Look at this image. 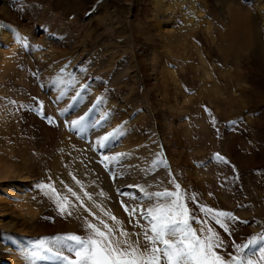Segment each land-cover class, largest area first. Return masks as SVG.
I'll list each match as a JSON object with an SVG mask.
<instances>
[{
  "label": "rangeland",
  "instance_id": "374dc122",
  "mask_svg": "<svg viewBox=\"0 0 264 264\" xmlns=\"http://www.w3.org/2000/svg\"><path fill=\"white\" fill-rule=\"evenodd\" d=\"M225 2L230 10L219 0H0V28L5 26L7 31L4 41L0 39L9 46L0 47V168H15L17 173L9 176H21L0 179V264H23L18 252L25 255L37 238L75 234L87 239L92 234L87 213L77 204L86 189L79 195L72 185L77 180L68 173L69 180L63 171L67 162L60 138L67 122L62 116L76 95L66 98L73 82L78 91L87 86L90 90L85 93L98 96L101 106L111 108L106 110L105 123L113 119L114 138L124 140L123 129L133 126L129 135L140 136L139 143L128 153L134 156L144 145L151 149L146 159L139 156L138 163L159 157L169 163L163 167L167 175L138 182L146 193L138 204L147 209L144 203L149 199L167 204L173 198L155 194L179 192L191 228L201 236L211 228L222 241L216 252L225 260L229 254L240 255L233 244L243 246L264 236V73L260 58L249 51L264 53V0ZM26 34L24 42L33 46L27 56L18 45ZM243 40L248 49L242 48L246 47ZM37 70L49 92L41 91ZM65 70L73 82L67 77V85H61L58 78ZM49 94L59 102H52ZM134 105L143 112L123 124ZM35 110L50 122L37 118ZM83 113L74 112L72 121ZM89 125L82 122L77 127L87 131ZM145 128L158 133L155 144L142 133ZM87 137L103 148L106 158L102 170L109 187L104 181L101 195L120 198L114 195V189L122 185L115 179L113 164H118V158L125 160L124 152H107L109 139L101 143L104 136ZM227 137L228 149L223 145ZM85 152L97 157L89 147ZM132 155L127 158H138ZM144 166L141 163V174L147 168L150 172ZM61 177L65 182L59 185ZM31 183L49 187L35 190ZM25 184L27 192L18 193L25 191ZM219 212L231 214V218H220L227 231L215 222ZM73 213L84 232L71 228ZM97 215L107 218V213ZM117 218L106 221L115 227V237L124 240L119 230H127L129 240L137 241L132 220ZM138 232L142 234L139 228ZM261 249L264 240L245 248L243 255L253 264H264Z\"/></svg>",
  "mask_w": 264,
  "mask_h": 264
},
{
  "label": "snow or ice",
  "instance_id": "6c2138e0",
  "mask_svg": "<svg viewBox=\"0 0 264 264\" xmlns=\"http://www.w3.org/2000/svg\"><path fill=\"white\" fill-rule=\"evenodd\" d=\"M85 117L71 122L73 127L79 126ZM116 132L108 133L101 138V143L107 141ZM49 187V186H42ZM179 185L176 188L179 189ZM54 192L55 190L52 189ZM158 198H173L167 204H157L146 209L150 219V226L144 231V247H140L139 240L130 241L128 233L120 231L119 235L124 240L115 237V231L108 224L101 221L103 230L89 223L87 227L92 234L87 238H81L75 234H65L56 237H42L33 241L29 250V264H35L37 259L55 253L58 257L61 252H68L72 257L63 256L64 264H253V261L243 255V250L264 240V236L254 237L246 245L233 244L240 253L230 255L228 260L216 252L221 247L222 241L211 229L201 236L192 229L187 219V209L182 203L179 192L156 193ZM61 207V213L64 212ZM125 210L128 211L127 207ZM140 211L132 209L130 215ZM207 211L211 212V209ZM221 217L231 218L230 213L219 212L214 216L215 222L227 231ZM116 220L115 217H110ZM261 258H264V249H261Z\"/></svg>",
  "mask_w": 264,
  "mask_h": 264
},
{
  "label": "bare ground",
  "instance_id": "6f19581e",
  "mask_svg": "<svg viewBox=\"0 0 264 264\" xmlns=\"http://www.w3.org/2000/svg\"><path fill=\"white\" fill-rule=\"evenodd\" d=\"M219 2H221V4H223L224 7H226L228 10H230L231 8L229 7L228 4H226L227 2H225V0H219ZM5 28V26H4ZM4 28H0V38L6 36V32H5V29ZM15 37V36H14ZM182 37V36H180ZM179 38V37H177ZM181 39V38H180ZM180 39H177V40H180ZM2 40V39H0ZM4 41V38L3 40ZM244 41V40H243ZM246 44L245 46L246 47H242V48H247L248 49V43L247 41H244ZM240 43V42H239ZM260 44V43H259ZM259 46V45H258ZM256 47V46H255ZM249 51H251V54H253L255 57L257 58H260V59H257L259 63H261L263 65L262 68H260L262 70V72L264 73V56L263 54L264 53H260V54H257L255 53L254 49L253 48H249ZM248 51V52H249ZM258 51V50H257ZM225 65V64H224ZM62 73V72H61ZM68 70H65L60 76H59V83L61 85H67V77L70 78V76H68ZM228 73V74H227ZM230 74V71L226 70V73L225 75H229ZM223 76V75H222ZM237 77V76H236ZM72 78V77H71ZM70 78V80H71ZM238 78V77H237ZM73 82V79L71 80ZM56 82H57V79H56ZM229 83V82H228ZM69 84V83H68ZM71 85V84H69ZM78 85V84H77ZM60 86V85H59ZM80 86V85H78ZM71 87V86H70ZM62 88V86L60 87ZM64 88V87H63ZM69 88V86H68ZM73 88V90H72ZM81 88L79 87V90ZM89 89V88H88ZM69 90L68 95L66 96L67 99H70L74 94H76V92H78L77 90V87L74 85V82H73V85L70 89H67V91ZM90 90V89H89ZM92 90V89H91ZM94 90V89H93ZM95 91V90H94ZM93 94V92H92ZM65 96V95H64ZM95 95H90L89 93H85L84 95H82L80 97V99L82 100L83 98V101L81 103H84L86 102L87 105H90L94 99ZM100 97V96H99ZM100 99V98H99ZM87 105L85 106H80L79 107V112L78 113H83V112H86L85 109L87 110ZM106 112V109L104 110ZM77 113V114H78ZM97 114H95V116H93V120L90 122L91 124L87 127V130H89V136H92V137H97V136H105L107 135L108 133H112L114 132L112 129H110V127H113L115 124L112 123L113 119L112 118H108L107 122L105 123H100V122H97V117H96ZM107 119V117H106ZM258 120V119H257ZM260 120V119H259ZM92 123L93 124H96L98 123L99 125V128H93L92 127ZM137 133H140L139 131ZM140 137V136H139ZM139 137L137 135H129L127 137H124L125 139L123 140H117L115 141L114 140V135L112 136V138H110L108 141H107V145H106V150L107 152L109 151L110 153H114V152H119L121 151L120 153L124 152L123 154L126 155L128 152L131 153L130 150L133 149V146L136 147V144L139 143ZM54 140L56 139V137L53 138ZM62 139L61 142L65 145L63 146V153L62 155L65 156V159L67 163H65V168L63 169L65 175L66 174H72L76 177V179L78 180L76 185L72 183V185L74 187H76V191L78 192L79 195L82 196L81 194V190L83 189H86L88 194H92V196H90L92 199H89V198H86V201L87 203L93 207V210L96 211L97 213L103 215L106 217V213H107V217L109 214L111 215H120L121 217L123 218H127V216L123 213V211L120 209L119 205H118V199L117 197H113L111 194L108 195V197L104 196V195H101L103 193V189H102V184L105 180H107L105 178V175H104V172L103 170L100 168V165L96 162V158H91L89 156V153L88 152H85V149L88 148V145L85 144V143H81V142H78L77 140L71 138L68 136V134L65 132L63 138H60ZM229 137L225 138L224 139V142H223V145L225 147H227L226 149L229 148V145L228 142H229ZM197 141V140H196ZM202 142H200V147H203L205 145V142L203 140H201ZM104 143V142H103ZM112 143H117V145H112ZM142 143V142H141ZM106 144V143H105ZM192 144V143H191ZM144 145V144H142ZM115 146V147H114ZM138 146V145H137ZM140 146V145H139ZM146 146L144 145V147H139L141 149H137L135 148V150L137 149L136 151V155L134 156H138V158L136 159H133L131 160L130 158L126 159L125 160H121L118 158L119 162L118 164H116L117 162H115L113 164V166L115 167V172H116V181L117 183H119V185H124L125 183H132L134 185H139L138 182L140 184H142L144 181H146L145 179L146 178H156L158 177L161 173L163 174H166L167 173V169L163 168L161 165L162 168H158L156 170L152 169L150 170V172H148V168L146 170V172L144 174H141V168H140V165L141 163L142 164H148V162L150 161V159L148 158V160L146 161V157H148L149 155L146 154V153H151V149L150 148H145ZM134 151V149L132 150ZM106 152V151H105ZM127 152V153H126ZM118 154V153H117ZM135 154V153H134ZM108 155V154H107ZM128 155V154H127ZM132 155V154H131ZM131 155H129L131 157ZM144 155V156H143ZM148 155V156H147ZM63 156V157H64ZM127 156V157H129ZM132 155V157H134ZM143 156L145 159L143 162H139V159L140 157ZM109 158V157H108ZM107 158V159H108ZM124 158V157H123ZM135 158V157H134ZM110 159V158H109ZM108 159V163H109V160ZM143 159V158H141ZM64 160V159H63ZM114 161L112 158H111V162ZM138 161V162H137ZM59 167L62 169L63 166H60L59 164ZM109 168V167H108ZM111 168V169H110ZM109 168V171L110 173H112L114 170L112 167ZM114 172V173H115ZM17 173L16 172V169L15 168H12L11 170L10 169H7V168H0V179L2 178H6V179H10V178H15V177H18V178H21L20 174H17V176L15 177H10L9 174H15ZM113 175V173H112ZM167 175V174H166ZM66 177L68 178V176L66 175ZM17 179V178H16ZM70 180V178H68ZM65 182L64 178H59V181H57V183L59 185H62L63 183ZM148 184V183H147ZM146 184V185H147ZM97 186H99V189L97 188ZM105 186L109 187V184H107V181H105ZM146 187V186H145ZM80 188V189H79ZM101 188V189H100ZM88 197V196H87ZM163 199V197H162ZM156 201V200H155ZM164 200H160L158 201L157 203H153L152 199H149V201L147 203H144L148 208H152L154 206H156L157 204H160V202H163ZM165 204V203H164ZM105 206V207H104ZM106 211V212H105ZM79 217V216H78ZM75 218L74 217V213H73V216H71V219H72V224H71V228L72 227H79L81 228V231L84 232L85 230L81 227L80 223L79 222V218ZM84 219V218H83ZM118 219V218H117ZM120 219V218H119ZM82 220V219H81ZM85 220V219H84ZM121 221V220H119ZM66 222V221H65ZM89 222V221H88ZM70 223V222H69ZM68 223V224H69ZM82 223V221H81ZM85 223V221H84ZM90 223V222H89ZM92 223V222H91ZM58 224V221L57 223ZM86 224V223H85ZM120 225V223H118ZM117 224V227L119 228L120 226H118ZM128 224V223H127ZM7 225V224H6ZM83 225V224H82ZM66 226V225H65ZM134 226V225H133ZM86 227V225H85ZM71 228H66L67 230H77V229H71ZM76 228V227H75ZM78 228V230H79ZM125 231V230H124ZM127 231V230H126ZM133 231H136V238L137 240H139V243H140V246L141 248L144 247V244H145V240L143 239V235L141 234L140 235V232H138V228H134ZM120 232V230H119ZM119 235V234H118ZM142 236V238H141ZM130 237V236H129ZM128 237V239H129ZM121 240V239H120ZM133 240V239H132ZM131 241V240H130ZM0 253H2L1 251V247H0ZM0 258H1V255H0ZM12 261L13 262H18V260L16 258H13L12 256Z\"/></svg>",
  "mask_w": 264,
  "mask_h": 264
}]
</instances>
